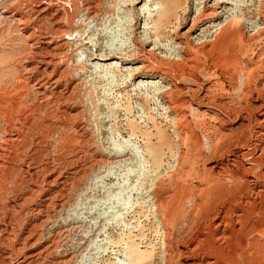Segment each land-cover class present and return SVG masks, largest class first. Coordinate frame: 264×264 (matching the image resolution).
Listing matches in <instances>:
<instances>
[{
	"label": "rangeland",
	"instance_id": "374dc122",
	"mask_svg": "<svg viewBox=\"0 0 264 264\" xmlns=\"http://www.w3.org/2000/svg\"><path fill=\"white\" fill-rule=\"evenodd\" d=\"M55 1L52 0L49 11L59 10L58 5L62 3L65 11L73 16V24L78 27L76 32L85 34V37H93L91 46L103 48L109 43L117 46L120 53L123 51V54H120L122 57L117 58L121 65L111 70L113 75L102 79L97 75L98 72H91L83 63L84 54L80 53L81 50L66 48L65 60L61 67L62 76L67 82L74 83L73 89L67 92L63 87L52 90L44 86L42 90L28 88L20 94L22 114L19 122L22 128L18 133L0 116V137L4 138L0 146V227L7 225V230L9 227L13 228L12 235L8 237L0 232V260L4 256L3 264H19V258L25 250L16 251V255L10 258V239L13 237L14 240L16 234L26 237L31 232L38 234V242H44L47 246H42L43 253L41 252L38 259L31 264H162V234L166 232L170 242V264H188L190 258L203 254L201 251L190 254L185 245L203 227L207 216L215 212L219 203H215L213 194L230 193L237 184L224 172L215 176L218 177V182L208 181L203 177V171L211 149L229 139L223 135L232 137L237 132L235 124L238 117L245 104L251 101L245 96V89L249 87L246 83L249 72L245 65L258 63L264 58V33L255 34L260 18H264V0H225L228 3L220 7L219 10L223 9L220 16L215 15L203 20L193 29L191 38L186 36L190 41L194 37L197 39L202 36L196 40L194 45L197 46L201 44L199 41L215 30L216 25L229 27L230 24L235 30L239 27V33L253 38L250 42L242 44L241 52H237L239 65L237 64L233 73L232 84L225 81L228 82H224L225 89L218 92L224 105L221 109L223 121L220 125L207 111L203 108L197 109L194 104L189 105V111L185 110V119L173 114L164 95L168 91V83L174 81L189 87L191 81L176 79L169 73L161 75L160 68L152 62L153 58L165 62L177 58L180 41L186 39L180 33L189 26L197 10L205 3L209 5L208 8H212L214 0H175L177 5L185 4L180 11L185 8L183 17H187V20L174 29L166 28L156 37L153 33L146 34L145 30L142 31L145 20L142 16L138 18V13L131 8L142 5V0L135 4L136 6L131 0ZM45 2L0 0V93L11 95L18 84L23 85L20 76L24 75L26 67L31 63L26 57L31 42L26 41L27 32L21 29V19L16 14V7H19L22 13L28 14L31 21L28 30L37 32L50 27L47 19L36 14L37 5ZM67 2H70L71 6L68 7ZM86 4L92 11L91 16L85 15ZM155 7L151 14L157 11V6ZM178 9L179 7L176 8ZM60 11L63 12L62 9ZM179 15L182 16V13ZM204 27L206 28L201 32ZM34 47L31 48L36 49ZM138 48H143L144 51L136 52ZM198 54L200 52L194 54V59L196 58L199 67L198 75L202 79V87L212 79L209 62L211 57L215 56ZM112 58L114 56L109 59ZM139 60L145 64V74L142 75L135 72ZM31 64L34 65V62ZM230 69V66H226L225 72ZM80 72L84 73L83 76ZM140 76H143L141 83ZM149 80L155 82H146ZM182 95L190 97L191 93L188 90ZM14 99V96L2 99L6 103L0 102V106H9ZM176 130L181 131L182 135L195 134L200 142L198 153L191 152V159L188 158V164L185 163L184 169L179 172L174 171L173 153L181 143V139L176 136ZM183 146L188 150L186 145ZM116 150L122 151L119 153ZM179 188L184 190L185 195L176 212L172 219L168 218L160 223L159 219L163 220L165 216V206L167 207L168 201ZM24 196L27 197L26 202L22 200ZM16 201H19L20 205L22 202L24 204L19 207ZM61 202L63 203L60 207ZM258 220L264 225V206L260 214L254 215L239 227L240 245L234 248L235 260L239 264H264V258L259 255L260 251L264 252V245H260V248L255 245L264 241V230L256 231L253 228ZM66 226L68 229L63 232L62 229ZM177 251L180 252L179 255ZM62 259L64 263L61 262Z\"/></svg>",
	"mask_w": 264,
	"mask_h": 264
},
{
	"label": "bare ground",
	"instance_id": "6f19581e",
	"mask_svg": "<svg viewBox=\"0 0 264 264\" xmlns=\"http://www.w3.org/2000/svg\"><path fill=\"white\" fill-rule=\"evenodd\" d=\"M45 1L46 2L43 3L42 5H40V4L37 5L38 6V9L36 10L37 13L35 12L41 18H45V20L47 19L50 23V27L49 28L46 27L45 30L42 29L43 31L41 30V31L34 32L32 30H28V25L31 22L28 14L22 13V11L19 9V7H16V9H18L16 14H18L19 18L21 19V24H22L21 29L24 32H27L26 37H25L26 41L31 42V44L28 45L29 50H27V52H26V57L30 59L31 63L34 62V65L29 63L28 66L26 67L27 70H26V72H24V75L20 76V79L23 81V85L18 84L16 86L17 89L11 95H8L7 93H4V92L0 93V98H1L0 102L2 104L6 103L2 99L8 98V97L11 98L13 96L15 97L13 102L10 103V105H9L10 107L7 105H1L0 106V116L4 117L8 121V126L10 128H12L17 133L20 132L21 128H22V124L19 122L20 115L22 114L21 113V107H20L22 96H20V94L26 92L28 88H34L36 90H42L44 86L48 87L52 90L63 87L64 90H66L67 92H70L73 89L74 83L69 82V81L67 82V80L62 76L63 68H61V67H62V62L65 60V56H66L65 49L66 48L79 49V51L81 50L80 53L83 52V54H84V57L82 60L83 63L88 66V68L90 69L91 72H93V71H95L96 73L98 72L97 75L102 77V79H103V77H105L107 75H113L110 73V72H113L111 70L115 66L121 65V62L119 61V59L117 60V58L122 57V56H120V54L123 51L120 53V49L117 46H113L112 44H109V43H107L106 47H103V48H99L97 46L96 47L91 46L92 45L91 43L94 42V41H92L93 37H90L89 34H88L89 36L85 37V34H79V33H77L78 31L76 32L78 27L75 24H73V21H72L73 16H72V14H69L67 11H65L66 8L64 7V5L62 3L58 6L60 9L63 10V12H61L60 9L59 10L54 9L53 11H49L50 10V4H51L52 0H45ZM131 1L134 5L135 4L137 5V3H139V1H141V0H131ZM142 1H143V3H142V5H139V7H134V8L131 7V8L136 11L135 12L136 14L138 13L137 14L138 18L141 16L144 18L145 21L143 22L144 25L142 26V31L145 30L146 34H147V32H149L150 34L153 33L154 34L153 36L156 37V36L160 35L164 30H166V28H169V30H170V28L174 29L175 27H178L179 25L184 24L185 21L187 20V17H185V16H184L185 18L183 17V14H185V11H186L185 8L182 11H180V9H182L183 6L185 5L184 3L177 5L175 3V0H142ZM95 2H97V1H95ZM213 3L214 4L212 5V8L211 7L208 8L209 5L205 3L201 9L197 10L194 13L193 17L191 18L189 26L182 33H180V34H183L186 39H183L182 41H180L181 45H179L178 53L176 56L177 58H174V59L171 58L172 60H168V61L166 60L167 62H165V60L161 61L159 59L153 58L152 62L156 66H158V69L160 68L161 75H163L164 73L165 74L169 73L170 75L174 76L176 79H179V80L180 79H187V80L191 81L189 87L184 86L183 84L175 83L173 80H172L173 82L168 83V91L165 92L164 95L167 98L169 109L171 110V112L173 114L177 115V117L184 118L186 115L185 110L189 107V105L194 104L197 109L203 108L204 111H207L212 116V118H214L216 120L217 124L220 125L221 122L223 121V118H222L223 115L221 117V109H222V107L224 108V105H223L221 98L219 97L220 94H218V92L225 89L224 88V82L225 81H228L229 83L232 84L233 73L235 72V68L238 64L237 57H236L237 52L241 49L242 44L244 45L245 42H248L250 39H253V38L239 33V31H238L239 27H238V30H235L232 27H230V24L228 23L229 27H226V26L223 27L222 25L221 26L216 25L214 28L215 30L212 28L214 31L211 30L213 32H211L207 37H205V39L199 41V43H201V44H199V45L197 44V46H195L194 44L197 42L196 40L200 39L202 36L198 37L197 39H195V37H194L193 40H195V41H193V40L190 41L189 39H187L186 36L191 38V33L193 32V29L195 27H197V25H199L201 22H203V20L211 18L212 16H215V15L217 17V15H219L220 12L223 11V9L219 10L220 7L223 4H227L228 2L225 0H214ZM70 4H71L70 2H67L68 7L71 6ZM155 6H157V11L154 14H151V11L155 10V8H156ZM178 7H179V9L176 10V8H178ZM84 9H85V15L92 14V11L89 9V6L87 4L84 5ZM260 11H259V13H260ZM179 13H182V16H180L181 14L179 15ZM83 16H84V14H83ZM95 16H96V14H95ZM91 19L92 18H90V20ZM232 21H233V19H232ZM258 23H260V24L258 25L257 31L255 33L257 35L264 33V18H260V21ZM234 24H236V23H234ZM225 25H227V24L225 23ZM41 27H42V25L40 24L39 28H41ZM205 28L206 27H204L201 30V32H203ZM36 30H37V28H36ZM79 32H81V31H79ZM255 34H254V36H255ZM261 36H263V35H261ZM258 39H260L259 36H258ZM252 43L255 44L254 42H252ZM101 44H103V43H101ZM32 46L33 47L35 46L34 48H36V49H32L31 48ZM249 46H250V43H249ZM117 51H119V53ZM143 51H144L143 48H138L136 52H143ZM150 51H152V50H150ZM134 52H135V50H134ZM196 52L197 53L200 52V54H209V55L213 54L215 56L213 58L211 57L210 62H209V67L212 69V79L210 78L211 81L210 82L207 81L205 84H203L202 87H201L202 79L198 75V72H200L199 67L195 61L196 58L194 59V54ZM240 52H241V50H240ZM118 54H119V57H118ZM200 54H198V55L200 56ZM131 55H132V53H131ZM209 55H208V57H209ZM113 56H114V58L109 59L110 57H113ZM155 56H156V54H155ZM81 57L82 56L80 54V58ZM259 58H257V59H259ZM202 59H203V57H202ZM69 62H71V61H69ZM161 66H163V68H161ZM226 66H230V68H231L228 72H225ZM127 68H129V67H127ZM144 68H145L144 62L139 60V65H137V67L135 68V70H136L135 72L140 73L141 75L145 74ZM245 69L248 70V72H249L248 80L246 82L249 87H247L246 89L244 88L245 89V96L247 98L251 99V101L249 100L250 102H247L245 104V107H243L244 108L243 112H241V114L238 117V121L235 124V131L237 130V132L232 137L223 135L224 138H229L226 142H224V143L218 142L219 144H217L216 146L213 144L215 147H213L211 149V151L209 152V156L206 157L207 159L205 160L206 163H205V168L203 171V177H205V179L208 181L214 180V182H216L218 180V177L215 178V176H220V174L222 172H224L230 180H232L234 183H237V184L235 185L234 189L230 193H224V195H222L223 193L219 194V192L218 193L216 192L215 194H213L212 198L214 200L216 199L215 203H219L218 206L215 208V212L210 216L208 215L207 216L208 218L206 217L207 220L203 224V227L200 228L195 233V235L189 240V242L185 245L186 251L189 252L190 254H193L196 251H201L203 254H201L200 257H199V255H196L193 258H190L188 260V264H239L235 260L236 257L234 255V254H236L235 253L236 249H234V248H236L237 246L240 245V243L238 242V240H239L238 232L240 229L239 227L241 226V224L243 222L247 221L248 219L251 220V218L254 217V215L260 214L261 208H262V206H264V86H263V82H264V58L260 59L258 63L246 64ZM227 70H228V68H227ZM239 70H240V72H242L241 69H239ZM43 74H45V76H43ZM80 74L82 75L84 73L80 72ZM78 78H79V76H78ZM142 78H143V76H140V80H139L140 83L142 82ZM249 79H253V80L249 81ZM62 80H64L65 82L62 83L63 82ZM74 80H75V78H74ZM245 81H244V83H245ZM139 82L137 83V85H139ZM146 82H149V83L152 82L153 83L155 81L149 80ZM228 82H225V83H228ZM84 83H85V81H84ZM188 90L191 93L190 97L182 95L183 92H186ZM214 90H216V92ZM241 91H243V89ZM28 94H29V92H28ZM29 111H31V110H29ZM187 111H189V109H187ZM79 113L77 112V114H79ZM226 115H227V113H226ZM231 115H232V113H231ZM180 118H178V119H180ZM176 121H178V120H176ZM13 123H14V126H13ZM175 124L178 128L177 123H175ZM81 128H82V125H81ZM188 130H189V128H188ZM180 132H178L176 130V136H178V138L181 139V143L178 146V148L175 149V151L173 153L174 162H175L174 163V169H175L174 171H176V172H179L180 170L184 169L183 167L185 166L184 164L187 163L186 161L189 158V154L191 152L197 151L199 149V146H200L199 139L197 138V136L195 134H192V133L188 134L187 133L185 135H182V134H180ZM226 134L229 135V133H226ZM218 135H220V134H218ZM220 137L221 136H219V138ZM219 138H218V140H219ZM2 140H4L3 136L0 137V146L2 145ZM216 142H217V140H215V143ZM183 145H186L188 150ZM116 151L120 153V151H122V150H116ZM197 153H198V151H197ZM196 158H197V156H196ZM190 159L191 158H189V160ZM109 168L111 169V167H109ZM174 171H173V173H174ZM194 172H195V170H194ZM108 173H109V171H108ZM179 174L180 173H178V175ZM181 175H183V174H181ZM168 177H170V176H168ZM222 177H223V174H222ZM47 183H46V185H47ZM28 185H29V182H28ZM221 187H219V188H221ZM60 189H62V188H60ZM183 195H185V192L181 188H179L175 192V194L172 195V197L168 201L167 207L165 206L166 212L164 214L165 216L163 215L164 219L163 220L159 219L160 223H163V221H166L168 218L173 217L172 215L176 212L177 206L179 205V202L181 201ZM49 196H47V197H49ZM28 197H30V196H28ZM26 198L27 197L24 196V198L22 200L24 202H26L25 201V200H27ZM32 198H33V194H32ZM29 200H28V202H29ZM50 200H52V199H50ZM210 200H212V199H210ZM62 203L63 202H61V204L59 205L60 207H61ZM18 204L20 207L24 203L22 202L21 205H20V203H18ZM40 204H41V202H40ZM54 206H55V204H54ZM38 211L39 210H37V213H38ZM44 213H45V211H44ZM13 214H15V213H13ZM8 217L10 218L9 215H8ZM174 217H176V216H174ZM29 218H30V216H29ZM172 221H174V220H172ZM53 222L55 223L56 221L53 220ZM260 222L261 221L258 220L253 225V228H255L256 231L264 230V225L262 224V222L261 223ZM201 224H202V222H201ZM34 225H35V223H34ZM61 225L62 224H60V226ZM248 225H249V223H248ZM40 226H41V223H40ZM42 226H43V223H42ZM57 226H59V225H57ZM195 227H197V226H195ZM69 228H71V227H69ZM67 229H68V226L63 227L62 231L65 232V231H67ZM12 231H13V228L11 229L10 227H9V230H7V225H4L3 228L0 227V232H2L3 234H6L7 237H8V235L10 236V234L12 235ZM58 232L60 233L59 230H58ZM190 232H192V231H190ZM34 234L35 233L30 232L26 237L22 236V235L20 236V234H18V235L16 234L15 236L13 235L14 240H13V237H12V239H10V243H11L9 245V246H11V248L9 249L10 251L9 252L7 251L10 258H11V256L16 255V254H14V253H16V251L18 252L21 250H25L24 254L19 258L18 263L19 264H31L41 254V252H42L41 249L43 248L42 246L44 245V242L43 243L38 242L39 241L37 239L38 234H35L36 236H34ZM162 235H163V237H162V239H163V241H162L163 251H162V255H161L162 264H170L171 252L169 249V243H170L168 241L169 238L166 237V232H163ZM4 237H5L4 239H6V236H4ZM187 238H188V236H187ZM44 240H46V238H44ZM52 242H54V240ZM255 245H257L260 248L261 247L260 245H264V241L262 244L256 243ZM44 247H47V246L44 245ZM255 248H256V246H255ZM50 251H51V249H50ZM176 253H178V251ZM238 253H240V252H238ZM54 254H56V252ZM179 254H180V252L178 253V255ZM259 255L261 256V258H264V252L263 251L262 252L260 251ZM5 256H6V254H5ZM43 256H44V254H43ZM177 257H179V256H177ZM3 258H4V256H3ZM3 258L0 260V264H3L2 263V262H4ZM63 259L61 262H63ZM68 259H69V257L67 258V260ZM52 261H54V260H52ZM57 264H58V262H57Z\"/></svg>",
	"mask_w": 264,
	"mask_h": 264
}]
</instances>
